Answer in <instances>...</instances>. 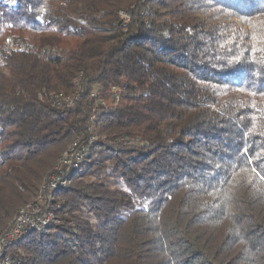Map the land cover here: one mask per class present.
Here are the masks:
<instances>
[{
    "label": "trees",
    "instance_id": "obj_1",
    "mask_svg": "<svg viewBox=\"0 0 264 264\" xmlns=\"http://www.w3.org/2000/svg\"><path fill=\"white\" fill-rule=\"evenodd\" d=\"M14 1L0 0V49L59 53L0 69V237L32 202L55 217L11 255L264 264V0ZM77 140L69 183L38 200Z\"/></svg>",
    "mask_w": 264,
    "mask_h": 264
},
{
    "label": "built area",
    "instance_id": "obj_2",
    "mask_svg": "<svg viewBox=\"0 0 264 264\" xmlns=\"http://www.w3.org/2000/svg\"><path fill=\"white\" fill-rule=\"evenodd\" d=\"M3 1L9 6H13L15 3L14 0ZM120 16L127 21H130L127 14L122 13ZM16 52H29L38 57H43L46 54L56 55L59 53L56 48L42 49L34 44L22 43L17 42L14 39H9L0 49V69L4 67L6 59ZM83 78V74H80L76 79V85H78L79 88ZM74 99L75 98L73 97H65L63 94H60L55 96L53 101L57 102L63 100L66 105L73 106ZM85 155V148L80 147L79 140L75 141L55 165L50 177L40 187L38 200L45 201L52 198L56 190L68 184L69 182L65 178V175L71 170V168H75L77 163L82 160ZM54 221V214L52 212H42L37 203H32L23 207L15 218L10 221L5 234L0 237V264H20V262L11 255V247L26 237L29 232L43 230Z\"/></svg>",
    "mask_w": 264,
    "mask_h": 264
},
{
    "label": "rangeland",
    "instance_id": "obj_3",
    "mask_svg": "<svg viewBox=\"0 0 264 264\" xmlns=\"http://www.w3.org/2000/svg\"><path fill=\"white\" fill-rule=\"evenodd\" d=\"M72 41H73L72 39H68V40L65 41V43H66L67 46H69V45L72 43ZM31 44H34V43H31ZM34 45L38 46L37 44H34ZM38 47H39V46H38ZM46 48H49V47H46ZM70 147H71V145H70ZM68 149H69V148H68ZM65 152H66V151H65ZM65 152H64V153H65ZM64 153L61 155V157L64 155ZM61 157H60V158H61ZM60 158H59V159H60ZM58 161H59V160H58ZM32 203H33V202H32ZM32 203H30V204H32ZM30 204H29V205H30ZM46 228H47V227H46ZM43 230H45V229H43Z\"/></svg>",
    "mask_w": 264,
    "mask_h": 264
}]
</instances>
